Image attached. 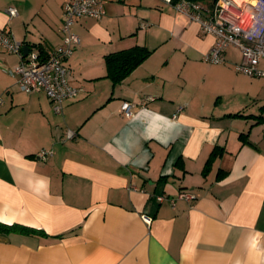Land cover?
Masks as SVG:
<instances>
[{"label": "crops", "instance_id": "1", "mask_svg": "<svg viewBox=\"0 0 264 264\" xmlns=\"http://www.w3.org/2000/svg\"><path fill=\"white\" fill-rule=\"evenodd\" d=\"M65 1L0 0V27L46 55ZM104 8L73 26L80 92L62 115L19 89L6 70L20 58L0 46V223L29 230L0 232V264H264V78L235 72V48L206 63L214 37L162 0ZM134 46L151 53L114 82L104 57Z\"/></svg>", "mask_w": 264, "mask_h": 264}, {"label": "built area", "instance_id": "2", "mask_svg": "<svg viewBox=\"0 0 264 264\" xmlns=\"http://www.w3.org/2000/svg\"><path fill=\"white\" fill-rule=\"evenodd\" d=\"M162 1L191 22L197 23L202 33L214 37V45L203 55L206 63H225L226 51L235 48L241 53V61L234 65L235 72L249 78H264V71L258 67L259 62L264 60V0H217L212 7L189 0ZM105 2L106 0H66L60 28L61 43L46 55L33 52L23 55V43L10 31L0 27V46L20 58V62L12 70L6 71L17 77L21 91L27 94H45L56 115H62L64 103L76 98L80 92L79 88L71 86L68 81L70 70L67 61L80 44L73 26L83 18L101 19L105 15ZM6 13L9 18L18 15L14 7H9ZM153 99L147 95L141 103L145 104ZM121 112L127 119L132 118V104L123 102ZM74 137L75 134L68 131L62 141ZM52 156L53 151L41 150L34 159L45 162ZM195 198L196 195L190 192H180L176 197L186 201ZM164 199L162 195L156 197L158 202ZM173 201L171 199L172 203ZM143 220L150 223L148 217L143 216Z\"/></svg>", "mask_w": 264, "mask_h": 264}, {"label": "trees", "instance_id": "3", "mask_svg": "<svg viewBox=\"0 0 264 264\" xmlns=\"http://www.w3.org/2000/svg\"><path fill=\"white\" fill-rule=\"evenodd\" d=\"M177 2L179 0H172ZM192 2H200L206 6L212 7L217 0H189ZM151 51L141 46H134L132 48L108 54L104 57L107 67L108 76L114 82L122 81L128 74H130L136 67H138L150 55ZM10 230H19L21 232H29V230L20 225H5L0 223V232H9ZM43 234L42 231H38Z\"/></svg>", "mask_w": 264, "mask_h": 264}, {"label": "water", "instance_id": "4", "mask_svg": "<svg viewBox=\"0 0 264 264\" xmlns=\"http://www.w3.org/2000/svg\"><path fill=\"white\" fill-rule=\"evenodd\" d=\"M22 52H23V55H27V53L29 52V48L27 45H23Z\"/></svg>", "mask_w": 264, "mask_h": 264}, {"label": "rangeland", "instance_id": "5", "mask_svg": "<svg viewBox=\"0 0 264 264\" xmlns=\"http://www.w3.org/2000/svg\"><path fill=\"white\" fill-rule=\"evenodd\" d=\"M237 57H238V54H237ZM239 74L244 75V74H242V73H239Z\"/></svg>", "mask_w": 264, "mask_h": 264}]
</instances>
